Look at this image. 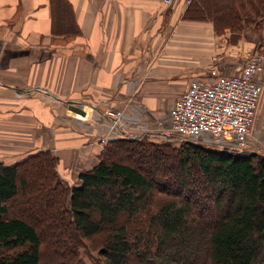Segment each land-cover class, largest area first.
I'll list each match as a JSON object with an SVG mask.
<instances>
[{
    "label": "trees",
    "instance_id": "16d2710c",
    "mask_svg": "<svg viewBox=\"0 0 264 264\" xmlns=\"http://www.w3.org/2000/svg\"><path fill=\"white\" fill-rule=\"evenodd\" d=\"M262 11L264 0H192L185 18L221 35ZM140 147L158 158L164 148L111 141L79 185L61 179L51 150L0 163V264H43L52 241L70 264H87L81 248L104 264H264V154L185 141L167 175L149 173Z\"/></svg>",
    "mask_w": 264,
    "mask_h": 264
},
{
    "label": "crops",
    "instance_id": "0c3cea01",
    "mask_svg": "<svg viewBox=\"0 0 264 264\" xmlns=\"http://www.w3.org/2000/svg\"><path fill=\"white\" fill-rule=\"evenodd\" d=\"M189 4L0 0V163L51 150L62 178L76 171L79 181L105 149L100 138L110 127L102 111L135 110L133 100L161 105L201 75L195 39L213 25L186 19ZM240 65L226 62V72ZM254 125L264 135V89Z\"/></svg>",
    "mask_w": 264,
    "mask_h": 264
},
{
    "label": "built area",
    "instance_id": "2783aa9c",
    "mask_svg": "<svg viewBox=\"0 0 264 264\" xmlns=\"http://www.w3.org/2000/svg\"><path fill=\"white\" fill-rule=\"evenodd\" d=\"M165 3L173 6L175 0H165ZM210 70L207 77L191 82L175 101L170 109L171 125L165 129L132 131L125 128L133 125L129 120L125 122L129 112L123 108L107 107L102 116L110 129L101 139L103 149L110 140L122 139V135L133 139V136L142 138L148 133H157L179 140L203 139L204 145L219 150L252 151L248 138L264 89L260 78L264 72V58L258 50H252L244 65L234 73H227L225 67L212 66ZM208 138L212 140L211 144Z\"/></svg>",
    "mask_w": 264,
    "mask_h": 264
},
{
    "label": "rangeland",
    "instance_id": "374dc122",
    "mask_svg": "<svg viewBox=\"0 0 264 264\" xmlns=\"http://www.w3.org/2000/svg\"><path fill=\"white\" fill-rule=\"evenodd\" d=\"M177 1L178 0H175L174 5L177 3ZM191 2L192 0H188V3H191ZM173 6L167 5V7L169 8ZM205 11L208 13L207 10ZM251 16L254 17L253 14H251ZM255 19L257 20V23L248 25V26L245 25L246 27L244 26L241 31L238 30L236 32H233V31L228 30L225 33H222L221 35H217L215 33V29H214V25L212 21L207 19L206 21H210L212 23L213 30L212 32H210L209 35L205 36L204 39H201L200 43L197 39H195V51L201 52L199 58L196 59L197 62H195L198 66V68H195V72H197L198 74L200 71L202 70L203 71L200 72L201 75L199 77H196L194 80L203 79L207 77L208 72L212 66L218 67L220 69H222L223 67L226 68V62H231L233 65L237 63H241L240 65V68H241L247 59L248 53L252 50H256V51L258 50L260 55L264 58V11H262L258 16H256ZM196 21H202V20H196ZM259 24H260V30L259 28H257ZM194 80H192L191 82H193ZM180 81L182 83L179 84V86H183L184 84L183 80H180ZM190 84L188 86L186 85L187 88L184 89L183 92L178 97L176 96L177 98L175 97L176 98V99L174 98L175 100L174 99L162 100L161 105H159V101L157 105H154V104L152 105V101H149V100H146V101L143 100L142 102L136 101V100L130 101L133 105L137 107V109L135 110L129 109L127 111L128 106L123 108L124 111L129 112V114H127L125 117V122L129 120L131 124H133L131 125L132 127L130 128L125 127V128L132 129V131L139 132L142 129H159L160 130V129H165L169 127L171 125L170 109L175 103V101L189 88ZM145 102L149 104L150 107ZM143 123H146V124H143ZM137 124H140V125L143 124V125L139 127H134V125L136 126ZM254 126L255 125H253L252 127L251 136L248 138V142L250 145L249 149L254 152L264 154V151H263L264 150V135H262V133L258 131ZM122 137L124 136L122 135ZM102 138L103 137L100 138L101 144H102L101 142ZM136 139H139V140L145 139L146 141L154 145H160L161 147H164L160 151L161 158L154 157L153 153L151 152H144V151H147V149H145L144 147H140V149L143 151L141 158L145 157L144 159L146 162L150 161L149 164L143 163V165H145L144 166L145 168L150 169L149 173L155 172V173L160 174L161 172H163V173H166L167 175H171V173H173L174 171L175 172L178 171L181 167V161H179V159L182 158V154L178 152V148L180 147L182 143H184L185 141H192V142L199 143V144L204 143L203 139L202 140L200 139L199 140H194V139L179 140V139H174V138L163 137L162 135H159L157 133H148L146 135H143L142 138H136ZM114 140H118V139H112L107 144H109L111 141H114ZM208 140L211 144L212 140L210 138H208ZM213 145L215 144L213 143ZM167 147H170L172 150ZM213 148H216V147H213ZM60 171L61 170L59 166L58 173L63 181H66L70 185L80 184V180L79 181H77L76 179L73 180L74 177L77 176L74 174L76 171L67 172L68 173L67 177L70 180L63 179L60 174ZM20 212L23 213L22 211ZM25 216H26V213H25ZM40 232L42 233V235H44L43 230L40 229ZM45 237L46 235H44V240H45ZM49 246L52 247V249L54 250L53 252L54 255H52V258H50V260H48L47 262L44 261L43 264H70V261L67 260V263L66 261H64L65 260L64 256L71 255L67 250L63 248H55L53 241L51 244L49 243ZM81 249L83 250L82 256L84 257L87 264H104L103 262L100 261L101 257L98 254V250L90 249L87 252L86 249L84 248H81ZM89 252L91 254H88ZM55 254H60V255H55ZM52 259L56 261H53Z\"/></svg>",
    "mask_w": 264,
    "mask_h": 264
},
{
    "label": "water",
    "instance_id": "95a60500",
    "mask_svg": "<svg viewBox=\"0 0 264 264\" xmlns=\"http://www.w3.org/2000/svg\"><path fill=\"white\" fill-rule=\"evenodd\" d=\"M69 108L73 109L74 111L80 112L82 114L85 113V111L82 108L75 106L73 103H70ZM133 139H136V137L133 136Z\"/></svg>",
    "mask_w": 264,
    "mask_h": 264
},
{
    "label": "bare ground",
    "instance_id": "6f19581e",
    "mask_svg": "<svg viewBox=\"0 0 264 264\" xmlns=\"http://www.w3.org/2000/svg\"><path fill=\"white\" fill-rule=\"evenodd\" d=\"M122 128V127H121Z\"/></svg>",
    "mask_w": 264,
    "mask_h": 264
}]
</instances>
